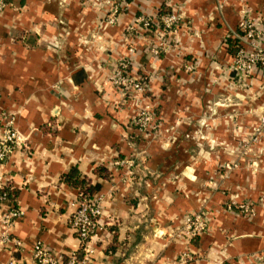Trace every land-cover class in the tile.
Masks as SVG:
<instances>
[{
	"label": "crops",
	"instance_id": "0c3cea01",
	"mask_svg": "<svg viewBox=\"0 0 264 264\" xmlns=\"http://www.w3.org/2000/svg\"><path fill=\"white\" fill-rule=\"evenodd\" d=\"M129 3L109 27L88 0H14L0 13V115L15 113L28 138L0 166L24 212L12 228L23 247L0 244V264H34L37 241L56 254L79 249L70 174L102 197L103 228L87 264H264V134L246 139L264 115V70L241 87L231 45L242 10L264 23V0ZM161 10L182 18L168 52L152 53L154 29L125 40L136 18ZM120 60L150 81L156 137L131 127L134 100L110 81ZM232 202L255 215L227 209ZM9 205L0 201V215ZM200 209L208 230L174 236ZM184 254L192 259L181 261Z\"/></svg>",
	"mask_w": 264,
	"mask_h": 264
},
{
	"label": "built area",
	"instance_id": "2783aa9c",
	"mask_svg": "<svg viewBox=\"0 0 264 264\" xmlns=\"http://www.w3.org/2000/svg\"><path fill=\"white\" fill-rule=\"evenodd\" d=\"M88 3L95 8L98 13L101 25L114 26L119 21V16L129 8V0H88ZM12 6L10 0H0V13L7 7ZM241 20L237 30L232 31L233 39H237L239 47L235 53L233 68L236 73L239 85L246 89L249 88V80L258 70H264V23L262 19L251 18L245 10L240 12ZM182 21L178 12H167L162 15L141 14L135 20V24L127 28L126 41L135 35L136 31L144 33L154 29L157 42L151 49L154 55H160L168 52L172 47L170 43V34L177 32ZM129 39V40H128ZM131 43V42H130ZM130 52H135L133 47ZM194 66H188L187 71L192 72ZM110 81L115 85L122 95L128 99L134 100L135 115L131 118V127L137 129L144 136L156 137L159 134V121L155 117L154 109L145 103L146 93L149 90L150 81L145 77H134L130 72V62L120 60L116 65V70L111 76ZM0 166L7 161L11 155L27 146L28 138L21 134L16 126L15 113L3 112L0 115ZM264 134V115L260 119V125L252 133L248 134L246 139L250 143H257L260 135ZM243 151L245 154L251 151V146L245 143ZM132 160H116L114 166H132ZM225 168L231 171L234 167L226 165ZM7 181L0 173V201L10 203L7 211L0 215V222L4 225V231L0 236V244L4 247L20 250L23 243L14 235L12 228L15 223L24 216V212L13 205V197L8 196L4 190L7 187ZM74 213L70 219L71 227L77 233L79 238V249L67 253H52L37 241L33 245L34 264H87L94 256L95 250L93 241L102 230L101 217L103 216L102 197L100 195L86 196L78 194V198L73 202ZM240 214L255 215V209L251 205H238L232 202L227 205V209L234 210ZM207 211L200 209L182 222L179 231L174 236L178 238L195 239L204 234L208 228L206 218ZM190 254H184L181 261L191 260ZM13 264V263H11ZM253 264H263L259 259Z\"/></svg>",
	"mask_w": 264,
	"mask_h": 264
},
{
	"label": "trees",
	"instance_id": "16d2710c",
	"mask_svg": "<svg viewBox=\"0 0 264 264\" xmlns=\"http://www.w3.org/2000/svg\"><path fill=\"white\" fill-rule=\"evenodd\" d=\"M10 2L13 4L14 0H10ZM169 12L168 10H161L158 12V15H162L164 13ZM172 12V11H171ZM232 43L231 45L233 48L237 51L239 47V42L237 39H231ZM235 46V47H234ZM73 179V184L76 185V187L79 190V194L82 193L83 195H86L88 197L92 196L93 188L89 185L90 183L85 180H79L78 177L72 176L71 174L68 176V181H71ZM8 193V196H14L13 199L16 197V191L11 188H7L4 190Z\"/></svg>",
	"mask_w": 264,
	"mask_h": 264
}]
</instances>
